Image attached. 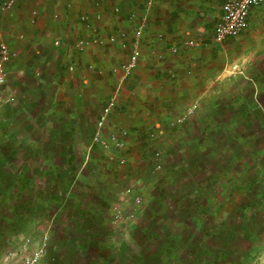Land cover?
<instances>
[{
  "label": "rangeland",
  "instance_id": "obj_1",
  "mask_svg": "<svg viewBox=\"0 0 264 264\" xmlns=\"http://www.w3.org/2000/svg\"><path fill=\"white\" fill-rule=\"evenodd\" d=\"M250 26L251 43L243 34V44L201 49L214 74L208 96H178L163 135L143 137L140 153L112 145L104 128L120 89L84 111L87 126L58 104L29 109V73L42 64L29 42L17 41L24 53L10 48L3 92L13 100L0 106V264H264V22ZM49 50L48 59L58 55ZM137 66L126 78L118 66L112 73L126 82ZM68 154L67 191L29 211L45 170H63Z\"/></svg>",
  "mask_w": 264,
  "mask_h": 264
},
{
  "label": "crops",
  "instance_id": "obj_2",
  "mask_svg": "<svg viewBox=\"0 0 264 264\" xmlns=\"http://www.w3.org/2000/svg\"><path fill=\"white\" fill-rule=\"evenodd\" d=\"M225 1L151 0L148 5L147 0H15L11 9L0 10V30L9 47L22 54L23 47H16V42L24 39L29 42L30 52L36 55L35 63L42 64L29 73V109L41 105L44 110L53 112L58 104L68 111L64 115L77 124L76 119L96 104L102 93L108 100L113 88L120 89L104 128L123 140L130 151L140 153L143 137L163 135L164 123L169 121L179 103L178 96L189 94L193 97L191 93L198 91V98L208 96L205 93L210 90L205 89V80L207 82L214 74L204 63L209 59L208 52L203 53L201 49L206 48L209 41L222 44L214 42L212 37ZM115 6L119 8L117 13L113 12ZM81 14L88 15L90 28L79 21ZM260 22H264V4L252 8L247 29L228 40L242 39L241 44L251 43L256 33L252 34L250 25ZM139 24L142 29L137 39L138 66L126 82L118 80V75L112 73L113 66H119L127 58ZM211 26L212 37H208ZM18 34H23V39H19ZM110 34L117 36L113 44L93 45L71 53L73 48L69 44L79 38L106 39ZM243 34L244 37L249 34L248 39L242 38ZM121 43L126 46L122 47ZM172 47L176 53H171ZM50 48L58 55L48 59ZM53 58L55 61L51 62ZM62 58L68 61L60 63ZM43 68L51 73H45ZM60 69L64 71L62 77ZM41 73L49 75V80L37 79ZM45 92L52 93L50 99ZM71 108L74 111L69 113ZM64 115L57 120L61 121ZM78 120L87 126L86 118ZM63 132L57 133L60 136ZM74 136L72 133L71 137Z\"/></svg>",
  "mask_w": 264,
  "mask_h": 264
},
{
  "label": "built area",
  "instance_id": "obj_3",
  "mask_svg": "<svg viewBox=\"0 0 264 264\" xmlns=\"http://www.w3.org/2000/svg\"><path fill=\"white\" fill-rule=\"evenodd\" d=\"M15 0H2L0 2V10L8 11L13 6ZM147 4H151V0H147ZM264 4V0H226L221 6V15L219 16L217 23L215 24L213 31V41L216 43H223L230 38L237 37L240 35L242 31H244L248 26V16L250 10L256 6ZM119 8L117 6L113 7V12L117 13ZM79 21L90 28L91 23L89 22V18L87 14H81L79 16ZM31 22H34V18L31 19ZM142 24H139L135 31V41L131 46L125 63H121L118 66V70L121 73L122 78H126L130 75L132 69L137 65L140 58V49L137 46V39L141 35ZM118 34H122L121 30H118ZM4 34L0 30V106L3 104L10 102L13 100L11 95H8L6 98L3 97L4 86L6 83V75H7V66L12 61L15 53L10 49L7 42L4 40ZM23 34H18L19 39H23ZM117 36L114 34H110L106 39L100 38L97 36H91L88 38H79L75 41L74 45L77 50H82L84 48L93 46V45H105V44H113L116 42ZM122 47L126 45L121 43ZM171 51L175 52L176 49L174 47L171 48ZM71 70L72 67H69ZM113 105L111 101L108 106L105 107L103 113L101 114L98 120V126L101 127L104 124L106 119V115L110 111V107ZM192 112V107H190L181 117L177 119L178 122L183 121L187 116ZM96 140L100 139L98 134L94 137ZM108 140L112 145L116 147H121L124 145V141L119 139L115 134H109ZM156 156H159V152H156ZM123 163V160L120 161ZM157 168L160 165L156 166ZM137 203H139V198L136 199ZM115 214L119 213L117 208H114ZM34 258H27L26 264H35Z\"/></svg>",
  "mask_w": 264,
  "mask_h": 264
},
{
  "label": "trees",
  "instance_id": "obj_4",
  "mask_svg": "<svg viewBox=\"0 0 264 264\" xmlns=\"http://www.w3.org/2000/svg\"><path fill=\"white\" fill-rule=\"evenodd\" d=\"M31 157L32 156H30V158ZM65 157H66L67 162L65 161L66 163H65V166L63 165L64 167L63 170L58 169L59 172H54V173L53 171L45 170L44 174H47L49 178L47 179V181L44 182L43 185H41V187L37 189V195L30 194V198L32 199L34 198V199H33V204L29 202V211H31V209L35 207L38 208L41 206L42 208L43 205L47 202L48 197H54V196L59 195L60 193L64 194L67 191V188H68L67 182H69L70 180L64 181L63 178L66 175L70 174V172L72 171V166L70 163L72 162V158H71L72 156H69L68 154V156H65Z\"/></svg>",
  "mask_w": 264,
  "mask_h": 264
}]
</instances>
